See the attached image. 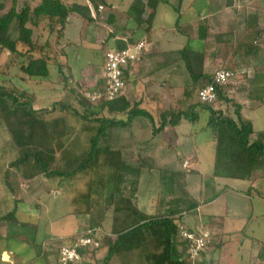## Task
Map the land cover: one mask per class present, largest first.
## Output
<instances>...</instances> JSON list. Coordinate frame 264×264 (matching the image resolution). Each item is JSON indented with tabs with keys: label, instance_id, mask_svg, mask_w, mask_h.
Returning a JSON list of instances; mask_svg holds the SVG:
<instances>
[{
	"label": "trees",
	"instance_id": "obj_1",
	"mask_svg": "<svg viewBox=\"0 0 264 264\" xmlns=\"http://www.w3.org/2000/svg\"><path fill=\"white\" fill-rule=\"evenodd\" d=\"M17 1L3 0L0 3V57L3 58H0V75L9 77L13 73L21 81L47 80L50 78L49 65L53 62L57 68L58 81L67 86L64 94L66 93L65 100H68L65 102L60 100L57 103L62 114L61 118L54 119L51 118L52 113L49 114L51 110L53 112L54 106L34 110L33 96L20 91L17 87L8 89L0 86V121L9 135L8 145L11 144L10 147L14 150V152L7 151L6 155L3 152L0 159L5 160V156L16 153L10 163L3 167L4 174L0 171V177L8 189L7 192L15 197L21 191L22 184H28L38 178L44 179L47 183L52 178H72L79 171L87 168L92 172L101 171L94 180L89 181L88 191L85 194L86 214L93 215L91 210L97 211L96 218L90 219L91 221H88L84 228L78 229L69 237L50 238L47 239L48 243H45L46 247L56 249V264H58L59 249L73 248L82 238L92 241L90 247L78 249L79 255L84 258L83 261L86 264H191L186 256L190 241L183 238L182 234H193L198 237L200 230L196 227L187 229L181 222V218L187 214L196 215L197 201L190 196L188 199L174 200L171 197L175 206L185 205V209L180 212L178 209L163 212V206H160L156 207V214H148L138 207L135 195L137 190L139 192L140 183L144 184L143 191L146 192L152 185V178H145L144 175L139 178V174L136 176L135 191H131L129 196L117 191L119 172L131 168H146L145 165L132 161V156H122L125 145L124 140L118 136L117 129L129 127L131 120L139 115L147 118L148 122L154 123L151 131L155 136L165 132L167 128L178 126L183 119L188 125L196 123L198 113L204 111L208 115L205 126L201 130L207 132L214 151L211 176L215 179L251 181L255 164L264 161V131L255 132L251 121L243 117V109L239 102L240 94L231 93L229 89L233 85L228 82L214 86V101L206 103L198 99V92L207 85H211V75L220 70H230L231 73L234 71L216 68L217 70L209 73V70L205 68V62L211 59L209 54L193 51L188 45L171 51L172 53L162 51L157 55L158 61L155 62L157 66L154 69L158 71L167 66L164 62L168 58H172L174 64L184 66L185 73L192 83L191 86L188 85L191 88L188 96L184 87L182 90V99L189 102V110L188 112L184 110L181 99H171L166 108L159 111L157 109L158 114L154 119L145 109H139L137 104L126 101L123 95L111 101L105 99L104 79L101 85L90 90L89 97L84 96L78 83L75 81L68 83V80H72L73 77L67 61L68 49L75 51V55L78 56L80 52L78 45L86 37L84 33H70L68 26L78 19L89 25L95 23L97 19L100 20L101 17L100 22H103V25L105 23L107 26H113L114 9L108 0H87L92 11L84 0H37L33 7L28 4L19 7ZM225 1L226 7L232 6V0ZM159 5L170 6L174 10V27L180 30L179 20L187 15L186 9L185 14L180 13L182 0H177L176 5L169 0H132L125 11V20L131 21L137 30L127 38L116 39L115 31L108 34L100 49L102 67L105 56L110 50L120 52L141 42L146 45L151 43L154 33L151 23L155 14L158 13ZM91 12L94 13V18ZM106 12L108 19L105 22L103 15ZM201 20L197 34L199 39H206L208 27L204 19ZM43 26L53 36L52 43L44 39L42 42V31L35 30L43 29ZM109 40L114 41L111 47L107 43ZM249 40L238 48L243 56L256 53L261 45H264V31L256 30ZM60 57L62 59L58 60ZM144 57L145 55H141L139 60L128 62L123 66L125 87L128 84L129 73L140 66ZM65 74L67 77L64 76ZM173 76L165 80L171 89L178 86L171 82L170 79ZM240 77L242 84L247 81L246 73H242ZM195 88L196 98H193L191 94ZM69 92L71 94L68 97ZM97 94H101L102 97L91 101L90 98ZM70 97L72 100L69 101ZM222 106L225 111L221 110ZM195 107L196 112H194ZM76 108L80 110L79 118ZM124 115L127 117L126 121L117 119ZM77 125H80V129L75 132ZM140 127L145 128L141 125ZM88 132L89 135L83 137ZM132 137H134L133 132L127 136V138ZM103 138L106 140H102ZM192 163H198L195 155L192 157ZM186 169L191 174L201 175L189 167ZM175 178L176 174L173 171L164 169L160 176L154 177L155 192L162 185L163 188L158 194L164 196V190L166 193L170 190V196ZM44 189L45 187L43 191ZM250 190L251 187L247 190L248 194ZM157 199L159 200L160 196ZM12 200L14 208L9 214L0 216V224L16 221L14 216L18 206H22V200ZM161 203L159 201V204ZM29 204L24 203L23 206L28 208ZM108 211H112L109 234L115 236V240L112 245L107 246L105 256L97 262L94 257L103 247L101 241L106 238L107 233L102 229V224L105 213ZM120 213L123 217L118 215ZM196 221L204 225L200 220ZM222 236V224L211 223L205 248L207 245L220 247L224 242H222ZM213 239H219V242L213 244L211 242ZM9 246L7 242V252L15 254L13 249L10 251ZM204 250L201 251L202 254ZM3 252H5L4 249L0 251V256ZM203 263L219 264L213 260Z\"/></svg>",
	"mask_w": 264,
	"mask_h": 264
},
{
	"label": "rangeland",
	"instance_id": "obj_2",
	"mask_svg": "<svg viewBox=\"0 0 264 264\" xmlns=\"http://www.w3.org/2000/svg\"><path fill=\"white\" fill-rule=\"evenodd\" d=\"M2 1L0 0V3ZM111 1L108 0L116 9L113 11L116 24L120 22L121 24L116 28H110L118 36L126 22L125 11L123 10H126V7L132 1L121 0V3H118L117 0ZM169 1L176 5L177 0ZM36 2L37 0H18L17 5L21 7L24 4H28L33 7ZM225 2V0H182L180 13L182 15L185 14L186 9L187 15L182 16L183 24H179L181 25L179 31L174 27V10L170 6L159 5V18L156 24L154 23L157 31L154 30L155 33L153 34H159L160 38L167 42V44L163 43L161 45L162 50L176 51L188 45L193 51L208 53L211 59L205 62V68L209 70V73L220 68L232 69L235 74L232 73L234 76L228 82L233 85L229 91L235 95L237 93L240 94L239 102L243 109V117L251 121L255 132H262L264 131V45H261L260 49L254 53L255 55L246 54V56H243L238 48L244 42L250 41L249 39L256 30L261 29L264 31V0H232L231 7H226ZM193 16L196 18H192ZM103 18H105L106 22L108 19L107 12L104 13ZM201 19H204L208 27L206 39H199L197 34L198 24ZM78 26L79 24L75 23L68 30L74 31ZM131 26L134 30H137L135 25L131 24ZM102 28L106 30L105 33L102 30L97 33L94 30L95 28L85 30L86 37L84 39L93 45L87 49L86 40L84 42L81 41L78 45L80 58L74 62L75 64L78 63L79 67H75L71 61L72 58L69 57V66L73 77L72 80H68V83L76 81L83 89V94L86 97H89L88 91H90V87L93 84V80L87 78L89 77L88 73L91 71L92 73H98L100 71V49L110 29L105 23ZM35 30L42 31V42L44 39L52 43L53 36L48 33L44 26L43 29L37 28ZM107 43L111 47L113 40H109ZM70 51L68 49V55H70ZM61 59L60 57L58 60ZM155 60L158 61L157 56ZM89 63L91 66H88ZM164 64L167 66L160 69V75L158 73L155 74V78L158 79L160 76L159 83H161L164 75L170 78L174 74L170 80L178 86L175 91L171 89L172 95L170 97V91H168V94L165 93L166 100L168 101V98L181 99L184 104V110L188 112L189 102L182 99L181 92L184 87L188 96L191 89L188 85L191 86L192 83L185 73L184 66L174 64L172 58L165 60ZM49 71L50 78L48 80L21 81L13 73L9 77L0 75V86L8 89L17 87L20 91L33 96L34 110L54 106L53 112L51 110L49 114L52 113L54 119L61 118L62 113H60V107L57 103L60 100H63V102L68 100L67 98L65 100L66 93L64 94L67 86L58 81L57 68L53 62L49 65ZM229 72L231 71L229 70ZM242 73H246L247 76V81L243 84L240 79ZM64 76L67 77L66 74ZM3 81L6 82L4 83ZM58 94L59 96H57ZM70 94L71 92L68 93V97ZM191 95L196 98V88ZM160 98L156 97V100H160ZM70 100H72L71 97L69 98ZM53 101H56V104H53ZM160 109L158 108V111ZM196 109L195 107L194 112H196ZM75 110L78 112L79 118L80 110L78 108ZM221 110L225 111L224 106L221 107ZM198 114L196 123L188 125L187 121L183 119L178 126L167 128L165 132L163 131L155 136H153L151 131L154 123L148 122L147 118L145 119L139 115L131 120L129 127L117 129L121 140H125L128 134L132 132L134 137L139 139V141L135 140L134 142L133 151L135 152L138 150V146H141V149L149 153L151 152L150 144L153 142L157 144L155 161L143 163L146 164V171L153 170L151 173L153 178L152 185L146 192L143 191L144 184H138V195L141 198V201L139 200L140 209L151 215L156 214L155 207L158 208L160 206H163V212L174 209H178L180 212V210L185 209V205L179 204L175 206V202L171 201V199H188L190 196L197 201L198 212L196 215L187 214L182 216L181 222L187 229L191 230L196 227L202 231L205 228V231L207 229L209 231L211 223L222 224L223 228V244L220 247L207 245L204 254H200L196 258L195 262L198 261L196 264H205L203 263L204 261L208 262L210 260L219 264H264V161L262 160L255 164L251 181L213 178L211 176L214 160L213 146L207 132L201 130L205 126L208 114L204 111ZM152 116L154 119L156 118V115L152 114ZM117 119L119 120V118ZM78 123L80 122L78 121ZM140 125L145 126V128L140 130ZM79 129L80 125H77L75 132ZM86 135H89V132L85 133L83 137H86ZM102 140L106 139L103 138ZM8 141L9 135L0 121V158L3 152L5 155L7 151L14 152L12 147H10L11 144L8 145ZM190 152L192 154L195 153L198 160V163H192L193 167L190 166V168L198 171L201 174L200 176L182 169V162L189 158L187 154ZM14 155L16 156V153L11 156H5L4 159L7 162L0 159V171L3 174V167L10 163L15 157ZM122 156L124 157L125 155L122 154ZM188 162V160L184 162L186 166ZM164 169L171 170L176 174L172 189L170 188L172 191L170 196V190L169 193L164 190V196L158 194L163 188L162 185L159 190L157 188L156 192L154 188V177L160 176ZM100 173L101 171L92 172L87 168L79 171L72 178H52L47 183L44 179L38 178L28 184H22L21 191L15 197L7 192L8 189H6L4 181L0 177V216L9 214L12 211L14 208L12 199L22 200V206H18V211L14 216L16 221H6L0 224V251L4 249L7 252V242H9L10 251L13 249L16 254V257L13 254L10 259L12 264H19L17 261L23 259L28 264H56V249L42 245L43 255L41 256L38 251L42 243L40 240L47 238L46 236L48 235L55 238L68 237L78 229L84 228L88 221H91L90 219L96 218L97 211L91 210L93 215L91 213V215L86 214L85 194L88 191L89 181L94 180ZM136 174L137 172H132L128 169L119 172L117 191H121V194L124 193V195L126 193L128 196L131 191L134 192ZM9 179L11 178L9 177ZM249 187H251V190L248 194L247 190ZM158 196H160L159 200L157 199ZM154 201L155 203L152 206ZM159 201L162 203L159 204ZM24 203H30L28 208L23 206ZM118 215L123 217L122 213ZM111 217L112 211L105 213L102 229L107 234H109L111 229ZM196 220H200L204 225H201ZM23 226L33 229L34 232L30 229H25ZM114 240L115 236L109 234L101 241L103 247L95 255L96 261L101 260V257L105 256L107 246L112 245ZM211 242L217 244L219 239H213ZM45 243H48L46 239ZM21 256H24V258ZM5 258L8 259V256H5ZM33 259L35 260L32 261Z\"/></svg>",
	"mask_w": 264,
	"mask_h": 264
},
{
	"label": "crops",
	"instance_id": "obj_3",
	"mask_svg": "<svg viewBox=\"0 0 264 264\" xmlns=\"http://www.w3.org/2000/svg\"><path fill=\"white\" fill-rule=\"evenodd\" d=\"M87 5H89L88 1L87 0H84ZM110 1V0H109ZM115 0H112L111 2H113ZM118 3L120 2L121 3V0H117ZM132 1V0H131ZM130 4V3H129ZM128 4V5H129ZM113 9L116 10L114 8V6L112 5ZM128 7V6H127ZM126 7V8H127ZM89 8L90 10L92 11L90 5H89ZM123 10V9H122ZM123 11H126V10H123ZM125 13V12H124ZM208 14V13H207ZM91 16L94 18V13L91 12ZM163 17V16H162ZM159 18V13H156L153 20H152V23H151V26H152V31L156 30L155 28L157 27H154V23L156 24L157 22V19ZM102 19V17H101ZM100 20H96L94 21L95 23H91L89 25H87V23H82L80 21V19H78L77 21H75L76 24H79V26L77 27L76 30L74 31H71L69 30L70 33H81L85 35V30L86 29H89V28H92L94 29L97 33L102 32L105 33V29L102 28L103 27V22H100ZM122 22H123V18H122ZM74 24H71L68 26L69 27H72L75 25ZM121 22L120 23H117L116 24V21L114 22L113 26H108L109 28L110 27H118L120 26ZM124 24V23H123ZM131 24H133L131 21L129 22H125V25L122 29V31L120 32V34H118V36H116V39H119V38H127L129 37L132 33H134L136 30L133 29V27L131 26ZM179 24H183L182 20L180 19L179 20ZM165 27V26H164ZM106 28V27H105ZM112 28L109 29V33H111L112 31H114ZM111 31V32H110ZM157 31V30H156ZM93 32V31H92ZM108 33V34H109ZM155 33V32H154ZM108 36V35H107ZM107 39V37H106ZM86 39L83 40V42L85 41ZM114 42V41H113ZM167 44V42L164 41V39H161L159 34H152V37H151V43H149L147 45V52L144 54L145 57L144 59L141 61V64L140 66L138 67H135L132 72L129 73V78H128V84L127 86L125 87L124 89V92H123V97L126 99V101L130 102V103H134V105L137 104V107L140 109V108H143L145 109L146 111H148L150 114H153V115H156L158 114V111L157 109L159 108H166V106H168L169 104V101H171V98H168V101L166 100V97H165V93L168 94V91H170L169 93V97L170 95H172V91H171V88H169V85L167 82H165V80L167 79V77L164 75V79H163V82L159 83L161 77L159 76L158 79L155 78V74H159V70L156 71L154 68H156L157 64L155 63V57L161 53L162 51L163 52H171V50H162L161 49V45L162 44ZM113 44V43H112ZM93 44L89 43L87 40H86V48L88 49L89 46H92ZM69 57H71V61L73 62L74 66L75 67H79V64H75L74 61H77L78 58H80V54L78 56L75 55V51H71V54L68 55ZM69 57L67 59L68 61V65L70 63V60H69ZM100 61V71L97 73H92L89 72L88 75L89 77L87 78H91L92 81V87H90V90H92L93 88L101 85L103 83V76H102V61ZM88 66H91L90 63ZM96 69V68H95ZM153 71H156V72H153ZM80 75V74H79ZM160 75V74H159ZM169 78V77H168ZM49 79V78H48ZM47 79V80H48ZM89 80V81H91ZM76 82V81H75ZM77 83V82H76ZM84 88V87H83ZM85 89V88H84ZM177 88H174L173 90L175 91ZM86 90V89H85ZM81 91L83 92V89L81 88ZM88 93L90 94V91H88ZM63 94V93H62ZM61 94V95H62ZM59 96V94L57 95ZM85 96V95H84ZM181 96H182V92H181ZM154 97H161L160 100H156V98ZM55 99V98H54ZM53 99V100H54ZM191 102V101H190ZM53 104H56V101H53ZM153 110V111H151ZM56 113V112H54ZM51 118H54L53 115L51 114ZM119 119H122V121H126L125 119L127 118L125 115L124 116H119L117 117ZM140 130L144 129L142 127H140ZM139 130V129H138ZM120 140V139H119ZM135 140L139 141V139L135 138V137H132V138H126L124 140V150L122 149V152L123 154L125 155V157L127 156H132L133 157V160L132 161H135V162H139L141 164L143 163H147L148 161H152L154 162L155 161V157H156V148H157V144H155V142H153L152 144H150V148H151V152H147L145 151L144 149H141V146H138V150L133 151V147H134V142ZM121 145H122V142H121ZM133 145V146H132ZM195 155V153L192 154V152L188 153L187 154V159L183 160L182 162V169L185 170V167H183V163L188 160V166L190 168L193 167L191 164H192V157ZM191 162V164H190ZM143 165H146V164H143ZM192 169V168H190ZM132 172H137L136 176L139 174V178H142V176L144 175V177L150 179L151 177V173L153 170H147L146 171V168H131V169H128ZM187 170V169H186ZM185 170V171H186ZM153 178V176L151 177ZM142 181V179H141ZM138 191L136 192V198H137V204H138V207L140 208L139 206V200L141 201V198H139V195H138ZM155 201L152 203V206L154 205ZM156 208V207H155ZM111 224V223H110ZM25 229L27 230H31L32 232L33 229L29 228V227H26ZM105 231V230H104ZM106 232V231H105ZM74 234V233H73ZM2 236V235H1ZM71 236V235H70ZM47 238L46 241H48L47 239H50V238H55L51 235H48L46 236ZM69 237V236H68ZM66 238V237H64ZM33 239V238H32ZM45 239L43 240H40L42 243L40 244V248L38 249L40 255L42 256L43 255V249H41L42 245L45 246ZM33 242V240H32ZM5 256H8V259H4ZM13 256V254L11 252H3L0 256V261L2 263H7V264H12V262L10 261L11 257ZM14 256L16 257V255L14 254ZM22 258H24V256H21ZM103 258V257H101ZM96 259V258H95ZM17 260V259H16ZM26 260H20V261H17V263L19 264H28V262H25ZM56 261H57V257H56ZM100 261V259H99ZM97 261V262H99Z\"/></svg>",
	"mask_w": 264,
	"mask_h": 264
},
{
	"label": "built area",
	"instance_id": "obj_4",
	"mask_svg": "<svg viewBox=\"0 0 264 264\" xmlns=\"http://www.w3.org/2000/svg\"><path fill=\"white\" fill-rule=\"evenodd\" d=\"M147 45L139 43L132 48L123 51L110 50L105 56L103 66V78H104V97L108 101L114 100L121 96L124 92L125 86L123 82V66L128 62L139 60L141 55L147 52ZM234 75L229 71L220 70L211 75L212 83L198 92V99L201 102H212L215 99L214 86L224 85ZM102 97L101 94L97 96ZM199 236L196 237L193 234H182L183 238H187L190 241L188 250L186 251L187 260L194 263L201 251L205 248L206 239L208 233L200 230ZM92 244V241L88 238H82L76 242L73 248L61 247L58 253V264H85L78 252L79 248H88ZM97 246V244H94ZM99 246V244H98Z\"/></svg>",
	"mask_w": 264,
	"mask_h": 264
},
{
	"label": "clouds",
	"instance_id": "obj_5",
	"mask_svg": "<svg viewBox=\"0 0 264 264\" xmlns=\"http://www.w3.org/2000/svg\"><path fill=\"white\" fill-rule=\"evenodd\" d=\"M102 76H103V67H102ZM103 79H104V78H103ZM98 95H100V94H97L96 96H92V97L90 98V100L93 101L94 99H98V98H100V97L97 98ZM89 96H90V95H89ZM183 167H185V169L188 168V167H189V166H188V163H187V166H186V164L184 163V164H183ZM205 230H206V228H205ZM205 230H204V231H205ZM206 232L208 233V236H209V231H208V229H207ZM108 235H109V234H106V236H108ZM104 236H105V235H104ZM205 246H206V244H205ZM204 249H206V248H204ZM204 249H203V250H204ZM200 254H202V252H201ZM200 254H199V255H200ZM88 260H89V259H88ZM95 260H96V259H95ZM90 261H91V260H90ZM195 261H196V260H195ZM83 262H84V261H83ZM197 262H198V261H197ZM197 262H194V263L191 262V264H196ZM84 263H85V262H84ZM85 264H86V263H85Z\"/></svg>",
	"mask_w": 264,
	"mask_h": 264
}]
</instances>
